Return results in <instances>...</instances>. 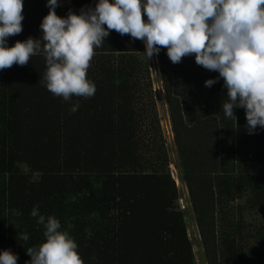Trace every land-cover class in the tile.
<instances>
[{
    "label": "trees",
    "instance_id": "1",
    "mask_svg": "<svg viewBox=\"0 0 264 264\" xmlns=\"http://www.w3.org/2000/svg\"><path fill=\"white\" fill-rule=\"evenodd\" d=\"M96 2L61 0L56 13ZM46 3L24 0L23 31L9 47L42 35ZM166 53L157 56L161 87L206 263L264 264V225L251 216L264 209V129L249 134L243 108L236 121L225 117L223 79L204 83L218 72L194 54L174 64ZM45 71L43 56L0 71V251L31 259L27 249L46 239L30 215L38 206L76 241L82 264H196L144 43L111 31L87 72L91 98L53 96Z\"/></svg>",
    "mask_w": 264,
    "mask_h": 264
},
{
    "label": "clouds",
    "instance_id": "2",
    "mask_svg": "<svg viewBox=\"0 0 264 264\" xmlns=\"http://www.w3.org/2000/svg\"><path fill=\"white\" fill-rule=\"evenodd\" d=\"M59 6L61 0H47L42 35L9 47L8 38L23 31L24 0H0V71L43 56L42 83L53 96L65 102L91 98L97 88L87 72L95 50L115 30L142 41L147 61L162 49L174 64L194 54L197 65L219 73L205 87L223 79L225 117L236 121L234 109L243 108L248 133L264 129V0H97L94 7L65 17L57 15ZM79 107L73 103L70 113ZM30 215L43 226L46 239L27 249L31 259L26 264H82L78 244L60 230L59 219L41 214L38 206ZM21 239L27 241L29 235ZM18 259L10 250L0 251V264H17Z\"/></svg>",
    "mask_w": 264,
    "mask_h": 264
},
{
    "label": "rangeland",
    "instance_id": "3",
    "mask_svg": "<svg viewBox=\"0 0 264 264\" xmlns=\"http://www.w3.org/2000/svg\"><path fill=\"white\" fill-rule=\"evenodd\" d=\"M144 19L147 20V17L145 16ZM144 52H145V45H144ZM147 63L149 66L150 75L152 79V88L156 99V107L162 125L161 127L163 128L162 130H163L164 143L169 158V169L176 180L177 188L179 191L178 203L180 205V208L184 211L185 214L186 224L188 228V235L193 244L195 261L196 264H207L204 256V250L201 244V238L199 236V231L197 228V224L195 222V215L192 210L191 199L188 193V188L186 186V183L181 178L182 173L179 165L178 153L174 142L173 133L170 134L168 133L170 119H169L168 106L164 98V90L161 87L157 56H153V58L148 60ZM251 216L253 218V221L257 220L256 223L264 225V209L258 211L256 216H254V214H252Z\"/></svg>",
    "mask_w": 264,
    "mask_h": 264
},
{
    "label": "built area",
    "instance_id": "4",
    "mask_svg": "<svg viewBox=\"0 0 264 264\" xmlns=\"http://www.w3.org/2000/svg\"><path fill=\"white\" fill-rule=\"evenodd\" d=\"M168 133H169V134L172 133V132H171V126H170V125H169V131H168Z\"/></svg>",
    "mask_w": 264,
    "mask_h": 264
}]
</instances>
